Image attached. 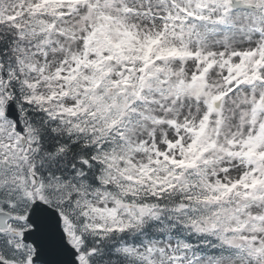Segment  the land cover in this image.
Listing matches in <instances>:
<instances>
[{"label": "snow or ice", "instance_id": "1", "mask_svg": "<svg viewBox=\"0 0 264 264\" xmlns=\"http://www.w3.org/2000/svg\"><path fill=\"white\" fill-rule=\"evenodd\" d=\"M0 264H264V0H0Z\"/></svg>", "mask_w": 264, "mask_h": 264}]
</instances>
